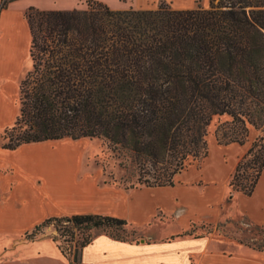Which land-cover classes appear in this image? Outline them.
I'll list each match as a JSON object with an SVG mask.
<instances>
[{"label": "trees", "instance_id": "trees-1", "mask_svg": "<svg viewBox=\"0 0 264 264\" xmlns=\"http://www.w3.org/2000/svg\"><path fill=\"white\" fill-rule=\"evenodd\" d=\"M12 1L2 0L0 9ZM24 17L31 65L2 148L102 138L120 165L136 169L139 185L173 186L187 163L207 156V128L225 115L215 130L219 144H244L249 126L262 134L229 180L251 194L264 167V0L183 9L160 0L124 10L92 0L84 9L28 7ZM246 167L253 175L240 173ZM50 225L68 264H85L81 251L94 230L128 241L125 219L99 213L49 216L25 238L35 241Z\"/></svg>", "mask_w": 264, "mask_h": 264}, {"label": "crops", "instance_id": "crops-1", "mask_svg": "<svg viewBox=\"0 0 264 264\" xmlns=\"http://www.w3.org/2000/svg\"><path fill=\"white\" fill-rule=\"evenodd\" d=\"M194 1L168 0L173 8L178 9L192 8ZM27 5L37 6L34 2ZM25 8L27 7L22 9ZM3 9L0 16V75L2 76L3 72L8 71L7 61H11V58L7 57L11 49L8 53L7 48L12 46L11 40L18 38L17 36L23 31V22L18 19L16 10L9 9L8 12H3ZM18 22L22 25L17 27ZM63 141L68 144L67 140ZM55 142L61 143L58 141L33 143L32 146L14 150L11 156L22 181L35 177L41 179L42 188L47 194L46 199L49 200V203L47 202L42 208L43 213H46L43 217L61 211L65 207L64 200L70 197L68 208L73 212L72 214L99 213L100 211L92 212L91 207L95 204L102 205L107 201L113 206L111 212L114 215L111 216L126 218L138 225L148 222L157 211L165 215L166 219L162 223V228L160 227L157 240L132 242L117 240L104 234L95 236L81 251L83 263L264 264L263 253L246 246L227 245L222 248L217 247V243L210 237H191L182 234L193 223H216L225 200L228 202L225 208L227 212L245 216L264 229V167L250 195L233 190L229 185L238 160L249 147L246 142L242 145L238 143L222 145L208 140L207 156L202 159L199 166L177 173L173 186L145 187L143 190L131 193V197L127 199H122L125 194L121 190L108 187L96 188V191L93 187L90 189L92 182L88 176L81 181H75L74 159L69 157L70 153L65 148L67 144L63 147V154L58 155L54 151ZM49 147L53 149L50 151ZM173 191H176L174 197ZM33 192L39 195L37 190ZM7 203L11 204L14 201L12 198L7 199ZM99 214L110 215L106 211H101ZM42 220L37 218L33 223L28 222L26 228ZM171 222L178 225L174 230L169 231L165 224ZM22 223L21 221V225ZM15 224L16 220L11 219L7 210H3V230L14 231L18 227ZM16 253V251L12 254L8 253L9 255L3 253V264L19 261L16 260L18 257ZM35 253L42 255L38 258H48L60 264H68L49 244H44L43 248L35 250Z\"/></svg>", "mask_w": 264, "mask_h": 264}, {"label": "rangeland", "instance_id": "rangeland-1", "mask_svg": "<svg viewBox=\"0 0 264 264\" xmlns=\"http://www.w3.org/2000/svg\"><path fill=\"white\" fill-rule=\"evenodd\" d=\"M92 0H15L6 5L3 12L10 10H16V15L18 19L23 22V31H21L19 37V44L22 45L20 49L14 54L13 61L11 53L7 56L11 61L8 62V71L3 72V76L0 75V264H3V253L9 255L8 253H15L18 257L13 264H60L48 258H38L42 255H36L35 250L43 248L44 244L53 246L57 254L65 260V258L59 252L55 243L50 240V236L55 235L53 226H47L42 229L35 237L36 240L31 242L25 238V231L32 226L26 228L28 222H35L37 218L40 220L45 219L49 216H61L70 215L71 212L68 208L70 197L66 198L64 201L65 207L56 212V214H48V216L43 217L44 214L42 208L47 205L49 201L46 199L47 194L42 188V181L40 178H28L26 180H21L18 176L15 164L12 162V154L14 150H20L26 148V146H32V143L21 145L14 150H8L2 148L3 139L2 135L6 128L12 126L15 121L16 116L19 112L18 103V85L20 79L24 74L30 69V58H29V45H30V34L27 26L26 19L24 17V12L28 7H33L27 5V3L34 2L37 4L35 8L40 10H65V9H84L87 7L88 3ZM106 4L109 8L114 10H124L130 7L132 8H153L156 6L160 0H97ZM167 3L168 0H166ZM2 0H0V5ZM171 5V3H170ZM207 7L208 0H195L194 6ZM27 7L22 9L23 7ZM172 6V5H171ZM2 10L0 9V16ZM16 17V18H17ZM18 22L17 27L20 26ZM22 25V24H21ZM4 31V38H5ZM21 39V40H20ZM14 40V39H13ZM11 40V43L12 41ZM10 43V44H11ZM15 43V42H13ZM1 44V41H0ZM25 48V50H24ZM18 49V46H17ZM22 50V51H21ZM22 52V53H21ZM227 116H214L207 128V141L213 140L217 142L215 136V130L217 126L227 120ZM229 129V126L223 127L220 134L222 135L224 130ZM261 132L255 130L253 127L249 126L248 135L246 137V143L250 146L251 143L258 137L261 136ZM68 141H58L55 142L57 154H63L64 146L66 145V150L70 153L69 157L74 159V178L75 181H81L86 176L89 177L92 184L90 186L93 189L96 188H110L123 191L125 194L122 199H127L131 197V193H136L137 191L143 190L145 186L139 185L137 183L136 169L129 167L125 168L119 164L121 159L118 154L110 147L108 142L102 138H86L72 140L69 138H63ZM79 140V141H78ZM223 140V139H222ZM259 144L263 141H259ZM259 144L257 148L259 147ZM50 151L53 149L48 148ZM200 161H193L187 163L183 170L189 169L191 167L199 166ZM181 172V171H180ZM240 173L243 175H253V167H246L245 170L241 169ZM184 183V181H182ZM34 190H37L39 195L34 194ZM176 191H173V197L176 195ZM160 194V192H159ZM172 197V196H171ZM14 203L8 204L7 199H11ZM16 198V200H15ZM49 203V202H48ZM227 200L223 201V207L220 213V218L216 223H193L189 225L183 235L186 236H203L210 237L217 243V247L225 248L227 245H243L255 251L263 253L264 256V229L258 225L251 222L247 217L240 216L238 213L231 214L225 210L227 205ZM111 202H103V204H95L91 207L92 212L106 211L110 215H114L111 212L113 206L110 205ZM3 210H7L11 219L16 220L18 227L14 231L3 230ZM127 221L125 227L126 233L123 235L128 241H140V240H155L159 237L160 227L162 228V223L166 220L165 215L157 211L155 215L143 225H138L123 218ZM21 221L23 222L21 225ZM39 222V221H38ZM178 225V224H177ZM174 222L165 224V227L169 231L174 230L177 226ZM21 227H24L21 229ZM26 228V229H25ZM165 232V231H164ZM94 237L97 235H107L104 232L93 231ZM167 233V232H165ZM93 237V238H94ZM157 240V239H156Z\"/></svg>", "mask_w": 264, "mask_h": 264}, {"label": "bare ground", "instance_id": "bare-ground-1", "mask_svg": "<svg viewBox=\"0 0 264 264\" xmlns=\"http://www.w3.org/2000/svg\"><path fill=\"white\" fill-rule=\"evenodd\" d=\"M18 37V36H17ZM21 40V39H20ZM13 42H15V43H13ZM10 45H12V46H10V48L8 47L7 49V51L6 52H8L9 53V51H10V49H11V52L10 53H12V55L14 56V54L20 49V47L22 46V45H20L19 44V37L18 38H15V40H13L12 41V43L10 44ZM17 46H18V49H17ZM7 47V46H6ZM21 49H22V47H21ZM22 51V50H21ZM22 53V52H21ZM16 55H18V52H17V54ZM12 59H13V57H12ZM13 61H17V59H16V57H15V59H13Z\"/></svg>", "mask_w": 264, "mask_h": 264}]
</instances>
